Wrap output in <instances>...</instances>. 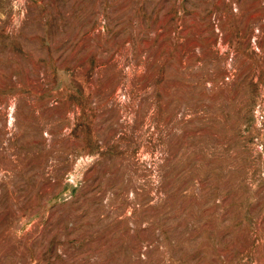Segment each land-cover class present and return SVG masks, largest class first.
<instances>
[{
	"label": "rangeland",
	"instance_id": "374dc122",
	"mask_svg": "<svg viewBox=\"0 0 264 264\" xmlns=\"http://www.w3.org/2000/svg\"><path fill=\"white\" fill-rule=\"evenodd\" d=\"M0 264H264V0H0Z\"/></svg>",
	"mask_w": 264,
	"mask_h": 264
}]
</instances>
